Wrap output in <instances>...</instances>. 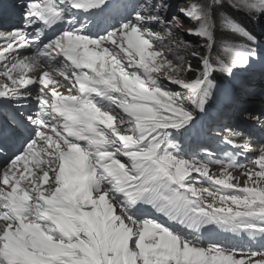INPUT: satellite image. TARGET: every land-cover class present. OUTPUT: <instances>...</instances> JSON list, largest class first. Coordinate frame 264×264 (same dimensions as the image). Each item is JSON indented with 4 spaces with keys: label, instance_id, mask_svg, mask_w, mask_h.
Listing matches in <instances>:
<instances>
[{
    "label": "snow or ice",
    "instance_id": "1",
    "mask_svg": "<svg viewBox=\"0 0 264 264\" xmlns=\"http://www.w3.org/2000/svg\"><path fill=\"white\" fill-rule=\"evenodd\" d=\"M225 5L264 16V0H26L23 27L0 33V264H264L213 239H264V144L241 175L235 155L216 175L186 147L237 73L264 66V37Z\"/></svg>",
    "mask_w": 264,
    "mask_h": 264
},
{
    "label": "rangeland",
    "instance_id": "2",
    "mask_svg": "<svg viewBox=\"0 0 264 264\" xmlns=\"http://www.w3.org/2000/svg\"><path fill=\"white\" fill-rule=\"evenodd\" d=\"M198 2H200V4L186 3L185 5H182L179 8H185V7H190V6H195L197 8H203V6L206 3H210L211 0H198ZM224 9L226 11L228 10L230 12L235 11L234 9L227 7V5H225ZM175 10L176 9L172 8L173 12H175ZM225 13H227V12H225ZM170 14L171 13H169V15ZM177 14L179 15V13H177ZM217 18H218V20L216 21V23H217V32L221 33V28L219 27L220 26L219 17H217ZM180 20L183 21V25H182V29H181L183 39L186 40V41H191L194 45H196V47L192 49L193 51H195V50H202L203 51L204 50V47H203V43L204 42H203V40H197L195 37L187 35V32H186V30L188 28L194 27L195 25L191 21H189L186 17H184L182 15L180 16ZM153 30L154 31H160L161 35H166V33L164 31H162L158 27H154ZM223 34L225 36L228 35L226 32H224ZM179 39H180V37L176 36L175 33H174L173 37L167 38L165 40V44H167L169 47H172L173 49H175L176 48V42H178ZM219 50H220V47H217L215 52H219ZM182 53L183 52H180L179 54H182ZM170 58H172L174 60V62H175V56L174 57L172 56ZM259 67L262 68V65L256 64V65L253 66L252 69H256V68H259ZM261 73H264V71H261ZM244 75L245 74L240 75L239 73H237V77L236 78L239 77L238 78L239 85H240V80H241V78ZM252 77L254 78V81H255L257 76H252ZM170 87H174V86H170ZM256 89H257V85L256 84L253 85V83H252L251 86H250V91H249L250 94H252V93L256 94V92L258 90V89L257 90ZM218 95L222 96L225 99H227L229 97V96L225 95V93L223 91H221L219 94H217V97H218ZM244 97H245V92H242L241 93V99L244 100ZM220 105L221 104L219 103L217 106L220 107ZM212 107L216 108V105L212 104ZM213 113H215V112H213ZM255 116H261L262 119L259 122L254 121L255 124L253 123V126L254 127H259L261 125L264 126L263 116L260 115V114H255ZM239 117L240 116H234V114H233V116H231V120H229L226 123H224V118H223L220 122H217L215 126H210V125L204 124L203 125V129L205 131V136L203 135L204 139L201 141V143H203L202 145H205L209 149H214V148L217 147V146H215L216 144H219L223 140H226V139H229V138L232 139L233 141H235V143H237V144H239L240 142H243L244 141L243 136L230 135V133L228 131V130H231L232 133L239 132L238 126H235L234 125V121H232L234 118H235V121L238 120ZM247 117H248V115H247ZM250 131H252V129H250ZM250 140L258 141V142L261 141V139H259L258 136H256L255 132H253V131L250 133ZM252 144H254V142H252ZM241 151H243V149ZM216 153L219 154V152H216ZM244 161L246 162L247 160H244ZM249 167H252V163L247 162L246 164H244L242 166L241 169L244 172ZM213 168H214L213 173H215L216 175H219L218 169L215 168V167H213ZM232 171L234 173L238 174V175H241L240 171H237V170H234V169ZM241 182H242V180H241ZM204 186H207V182L205 183ZM227 235H228V233H226V236ZM226 236H225V233L220 235V234H218V231H216V235L213 236V239L220 241L224 246L231 245V243H232L231 240L226 238Z\"/></svg>",
    "mask_w": 264,
    "mask_h": 264
},
{
    "label": "trees",
    "instance_id": "3",
    "mask_svg": "<svg viewBox=\"0 0 264 264\" xmlns=\"http://www.w3.org/2000/svg\"><path fill=\"white\" fill-rule=\"evenodd\" d=\"M235 17H236L239 21L243 22V24H244V26H245L246 28H248L250 31H253L252 27H249V26H248V22H247L246 19H244V16H243L242 14H236ZM253 32H254V31H253ZM254 33H255V32H254ZM192 62H193L194 65L197 63V61H195V60H193ZM185 77H186V78H190V77H191V74H188V75L185 76Z\"/></svg>",
    "mask_w": 264,
    "mask_h": 264
},
{
    "label": "bare ground",
    "instance_id": "4",
    "mask_svg": "<svg viewBox=\"0 0 264 264\" xmlns=\"http://www.w3.org/2000/svg\"><path fill=\"white\" fill-rule=\"evenodd\" d=\"M8 3H9V0L7 1V3H5V7H4V9H1L0 10V19L2 18V19H4V15L6 14V13H8V11H9V8H8ZM15 28H17V27H15ZM14 28V29H15ZM241 99V98H240ZM239 99V100H240ZM249 153H251V152H249Z\"/></svg>",
    "mask_w": 264,
    "mask_h": 264
}]
</instances>
